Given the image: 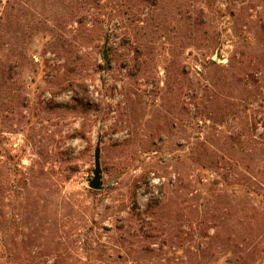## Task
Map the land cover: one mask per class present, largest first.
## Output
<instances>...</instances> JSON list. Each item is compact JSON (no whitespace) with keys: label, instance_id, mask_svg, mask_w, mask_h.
<instances>
[{"label":"rangeland","instance_id":"374dc122","mask_svg":"<svg viewBox=\"0 0 264 264\" xmlns=\"http://www.w3.org/2000/svg\"><path fill=\"white\" fill-rule=\"evenodd\" d=\"M0 264H264V0H0Z\"/></svg>","mask_w":264,"mask_h":264},{"label":"water","instance_id":"95a60500","mask_svg":"<svg viewBox=\"0 0 264 264\" xmlns=\"http://www.w3.org/2000/svg\"><path fill=\"white\" fill-rule=\"evenodd\" d=\"M106 58V56H105ZM100 147L97 144L95 150H94V170H93V178L89 182V188L92 190H99L101 188L102 182H101V169H100Z\"/></svg>","mask_w":264,"mask_h":264}]
</instances>
